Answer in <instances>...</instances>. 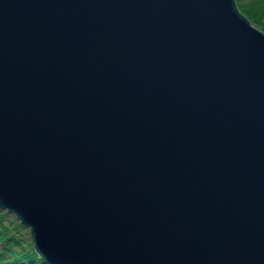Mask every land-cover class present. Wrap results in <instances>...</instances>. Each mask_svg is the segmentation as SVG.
Listing matches in <instances>:
<instances>
[{
  "label": "water",
  "instance_id": "water-1",
  "mask_svg": "<svg viewBox=\"0 0 264 264\" xmlns=\"http://www.w3.org/2000/svg\"><path fill=\"white\" fill-rule=\"evenodd\" d=\"M0 208L49 264H264V29L236 0H0Z\"/></svg>",
  "mask_w": 264,
  "mask_h": 264
},
{
  "label": "trees",
  "instance_id": "trees-1",
  "mask_svg": "<svg viewBox=\"0 0 264 264\" xmlns=\"http://www.w3.org/2000/svg\"><path fill=\"white\" fill-rule=\"evenodd\" d=\"M242 9L264 29V0H236ZM0 264H49L34 245L20 220L0 208Z\"/></svg>",
  "mask_w": 264,
  "mask_h": 264
},
{
  "label": "rangeland",
  "instance_id": "rangeland-1",
  "mask_svg": "<svg viewBox=\"0 0 264 264\" xmlns=\"http://www.w3.org/2000/svg\"><path fill=\"white\" fill-rule=\"evenodd\" d=\"M258 25L262 27V25H260V24H258Z\"/></svg>",
  "mask_w": 264,
  "mask_h": 264
},
{
  "label": "bare ground",
  "instance_id": "bare-ground-1",
  "mask_svg": "<svg viewBox=\"0 0 264 264\" xmlns=\"http://www.w3.org/2000/svg\"><path fill=\"white\" fill-rule=\"evenodd\" d=\"M32 236V235H31Z\"/></svg>",
  "mask_w": 264,
  "mask_h": 264
}]
</instances>
